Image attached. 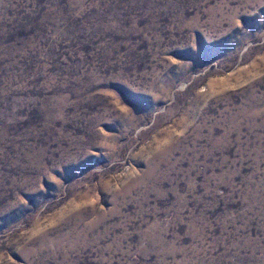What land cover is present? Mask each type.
I'll return each mask as SVG.
<instances>
[{
    "label": "rangeland",
    "instance_id": "1",
    "mask_svg": "<svg viewBox=\"0 0 264 264\" xmlns=\"http://www.w3.org/2000/svg\"><path fill=\"white\" fill-rule=\"evenodd\" d=\"M0 264H264V0H0Z\"/></svg>",
    "mask_w": 264,
    "mask_h": 264
}]
</instances>
